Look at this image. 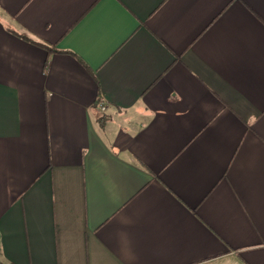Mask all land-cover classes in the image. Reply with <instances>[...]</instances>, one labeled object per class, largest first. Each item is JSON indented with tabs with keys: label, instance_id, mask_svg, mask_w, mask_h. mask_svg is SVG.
<instances>
[{
	"label": "crops",
	"instance_id": "1",
	"mask_svg": "<svg viewBox=\"0 0 264 264\" xmlns=\"http://www.w3.org/2000/svg\"><path fill=\"white\" fill-rule=\"evenodd\" d=\"M0 257L264 264V0H0Z\"/></svg>",
	"mask_w": 264,
	"mask_h": 264
},
{
	"label": "trees",
	"instance_id": "2",
	"mask_svg": "<svg viewBox=\"0 0 264 264\" xmlns=\"http://www.w3.org/2000/svg\"><path fill=\"white\" fill-rule=\"evenodd\" d=\"M13 32H14L15 34L19 35L21 38H24V39H26V40H30V41L34 42L35 44H38V45H40V46H43V47H45V48L51 50V47H50V46H48L47 44L39 43V42H37V41H35V40L29 38L28 35H27L26 33H23V32H17V31H14V30H13ZM97 106H98V105H97Z\"/></svg>",
	"mask_w": 264,
	"mask_h": 264
},
{
	"label": "built area",
	"instance_id": "3",
	"mask_svg": "<svg viewBox=\"0 0 264 264\" xmlns=\"http://www.w3.org/2000/svg\"><path fill=\"white\" fill-rule=\"evenodd\" d=\"M105 107H106L105 101L101 100V101L98 102V110L99 111H104Z\"/></svg>",
	"mask_w": 264,
	"mask_h": 264
},
{
	"label": "rangeland",
	"instance_id": "4",
	"mask_svg": "<svg viewBox=\"0 0 264 264\" xmlns=\"http://www.w3.org/2000/svg\"><path fill=\"white\" fill-rule=\"evenodd\" d=\"M0 264H4V263L2 262V259H1V257H0Z\"/></svg>",
	"mask_w": 264,
	"mask_h": 264
}]
</instances>
